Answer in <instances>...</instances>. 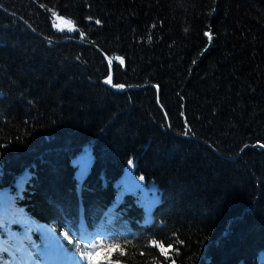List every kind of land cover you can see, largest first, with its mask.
<instances>
[{
  "label": "trees",
  "instance_id": "obj_1",
  "mask_svg": "<svg viewBox=\"0 0 264 264\" xmlns=\"http://www.w3.org/2000/svg\"><path fill=\"white\" fill-rule=\"evenodd\" d=\"M261 145L264 0H0V264H264Z\"/></svg>",
  "mask_w": 264,
  "mask_h": 264
},
{
  "label": "snow or ice",
  "instance_id": "obj_2",
  "mask_svg": "<svg viewBox=\"0 0 264 264\" xmlns=\"http://www.w3.org/2000/svg\"><path fill=\"white\" fill-rule=\"evenodd\" d=\"M52 16L55 17L53 20V27L58 31H75L74 22L70 19H65L62 16H59L55 11H52ZM59 21L58 23L56 21ZM96 23H100V21H96ZM81 37H83L84 33H80ZM206 35H209L206 33ZM211 35H209V41H211ZM120 60V63L123 64L124 61L122 58L117 57ZM111 60H109V64H111ZM108 84H112V78H109L105 81ZM113 87L123 88L124 85H115L112 84ZM264 147V145H261ZM132 162L129 161V164ZM143 179V177H141ZM3 211V219H0V223L3 222L4 219H7L9 223H17L16 219H9V214L11 213L10 205L2 209ZM27 231H31L30 228ZM89 235L86 230H81V236ZM65 238H67V233H65ZM48 243L46 244L44 250L41 252L39 246H33L36 248L37 254L42 258H47L49 260L55 261L59 260L66 252L63 245L60 241L53 236H46ZM71 242V241H69ZM175 243L180 244L182 241H175ZM151 245L159 249L160 255L164 256L166 260L169 259L170 255L173 252L178 253L179 249L173 248V241H168L167 248L163 243L158 242L157 240H151ZM125 250L124 247L118 242H106L104 239H97V235H90V238L84 240L80 245V251L78 257L73 255V259L77 261V264H121V260L119 257L124 256ZM31 256V253H30ZM116 257L115 259L113 257ZM170 264H175L174 260H171Z\"/></svg>",
  "mask_w": 264,
  "mask_h": 264
},
{
  "label": "rangeland",
  "instance_id": "obj_3",
  "mask_svg": "<svg viewBox=\"0 0 264 264\" xmlns=\"http://www.w3.org/2000/svg\"><path fill=\"white\" fill-rule=\"evenodd\" d=\"M87 169H88V167H87ZM86 169V170H87ZM85 170V171H86ZM84 172H80V173H78L77 174V176L79 177V178H81L82 177V175H84L83 174ZM148 193L146 194V196H147V198H148V200L151 202V206L157 201V199H158V197H157V194L154 192V191H147ZM146 211H147V214H148V216L146 217V219H145V222H147V221H149L150 220V218H149V214L151 213V207L149 206V205H146ZM60 260V259H59Z\"/></svg>",
  "mask_w": 264,
  "mask_h": 264
},
{
  "label": "water",
  "instance_id": "obj_4",
  "mask_svg": "<svg viewBox=\"0 0 264 264\" xmlns=\"http://www.w3.org/2000/svg\"><path fill=\"white\" fill-rule=\"evenodd\" d=\"M109 85V87L111 86V84H108Z\"/></svg>",
  "mask_w": 264,
  "mask_h": 264
}]
</instances>
